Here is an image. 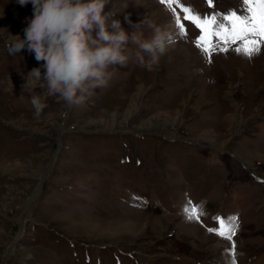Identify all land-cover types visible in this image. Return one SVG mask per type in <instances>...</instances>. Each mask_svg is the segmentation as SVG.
Segmentation results:
<instances>
[{
    "label": "rangeland",
    "instance_id": "obj_1",
    "mask_svg": "<svg viewBox=\"0 0 264 264\" xmlns=\"http://www.w3.org/2000/svg\"><path fill=\"white\" fill-rule=\"evenodd\" d=\"M179 2L202 17L249 15L243 0ZM107 7L129 35L168 28L174 46L149 70L130 43L106 86L70 108L49 98L39 119L40 89L25 78L43 62L9 54L0 33V264H230L232 242L209 231L217 217H238L236 264H264V188L248 175L264 180V45L251 58L221 46L209 62L176 3ZM32 14L0 0V30L23 38ZM189 201L203 206L199 222Z\"/></svg>",
    "mask_w": 264,
    "mask_h": 264
},
{
    "label": "clouds",
    "instance_id": "obj_2",
    "mask_svg": "<svg viewBox=\"0 0 264 264\" xmlns=\"http://www.w3.org/2000/svg\"><path fill=\"white\" fill-rule=\"evenodd\" d=\"M17 2L33 6L23 38L6 30L0 33H7L9 54L26 49L37 62H43L25 78L30 92L40 89L30 101L37 119L49 106V98L70 108L82 103L90 89L106 86L112 76L108 69L127 65L130 43L136 46L138 65L151 70L176 42L175 33L168 28H156L148 38L142 33L129 35L115 19L116 11H106L109 0Z\"/></svg>",
    "mask_w": 264,
    "mask_h": 264
},
{
    "label": "snow or ice",
    "instance_id": "obj_3",
    "mask_svg": "<svg viewBox=\"0 0 264 264\" xmlns=\"http://www.w3.org/2000/svg\"><path fill=\"white\" fill-rule=\"evenodd\" d=\"M161 3H166L173 13L176 12L173 3H176L185 13L184 19L200 29L201 35L196 44L208 55L209 62L211 55L219 51L221 46L224 51H228L229 46H233L232 51L251 58L261 50V45H264V0H243L244 11L249 15L232 11L227 15L217 16L210 13L204 17L194 13L190 7L180 4L179 0H161ZM207 3L212 6L213 0H207ZM175 22L181 34L186 35L187 30L179 15L175 16ZM217 41L220 42L219 46ZM184 211L187 218L193 222H199L204 214L203 206L193 205L191 201L185 206ZM217 220L220 227L209 231L232 242L231 249L228 250L232 257L230 264H236V246L233 237L238 230V217L228 219L217 217Z\"/></svg>",
    "mask_w": 264,
    "mask_h": 264
},
{
    "label": "water",
    "instance_id": "obj_4",
    "mask_svg": "<svg viewBox=\"0 0 264 264\" xmlns=\"http://www.w3.org/2000/svg\"><path fill=\"white\" fill-rule=\"evenodd\" d=\"M68 112H69V110H68ZM59 140H61V137L59 138ZM60 142H61V141H60ZM59 144H60V143H59ZM50 169H51V163H50V165L48 166L47 171L45 172V174H44V176H43V180H42V181L40 182V184H39L38 191H37V194H36V198H37V196L40 194V191H41V189H42V185H43V183L46 181V178H47V175H48ZM30 205H32V202L30 203ZM30 205H29V206H30ZM29 206H28V207H29ZM28 207H27V208H28ZM25 214H26V213H25ZM25 214H24V215H25ZM36 226H37V225H36ZM17 242H18V239H15V240L13 241V243L11 244V246L9 247V250H8L9 255H10L11 251L14 249V247L16 246ZM9 255H7V258L9 257Z\"/></svg>",
    "mask_w": 264,
    "mask_h": 264
},
{
    "label": "bare ground",
    "instance_id": "obj_5",
    "mask_svg": "<svg viewBox=\"0 0 264 264\" xmlns=\"http://www.w3.org/2000/svg\"><path fill=\"white\" fill-rule=\"evenodd\" d=\"M52 160H53V158H52ZM52 162H53V161H52ZM52 162H51V163H52ZM37 191H38V190H37ZM31 201H32V200H31ZM29 203H30V202H29ZM12 251H13V250H12ZM12 251H11V252H12Z\"/></svg>",
    "mask_w": 264,
    "mask_h": 264
}]
</instances>
